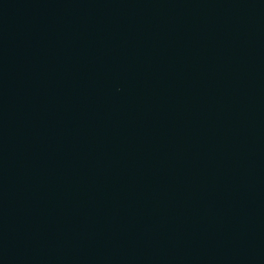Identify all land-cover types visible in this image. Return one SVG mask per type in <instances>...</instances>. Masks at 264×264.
I'll return each instance as SVG.
<instances>
[{"label":"water","instance_id":"1","mask_svg":"<svg viewBox=\"0 0 264 264\" xmlns=\"http://www.w3.org/2000/svg\"><path fill=\"white\" fill-rule=\"evenodd\" d=\"M0 264H264V0H0Z\"/></svg>","mask_w":264,"mask_h":264}]
</instances>
